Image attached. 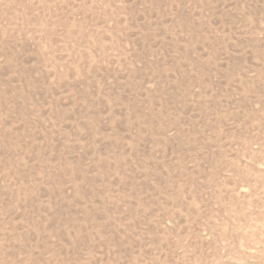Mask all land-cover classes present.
<instances>
[{"label": "rangeland", "instance_id": "rangeland-1", "mask_svg": "<svg viewBox=\"0 0 264 264\" xmlns=\"http://www.w3.org/2000/svg\"><path fill=\"white\" fill-rule=\"evenodd\" d=\"M0 264H264V0H0Z\"/></svg>", "mask_w": 264, "mask_h": 264}]
</instances>
